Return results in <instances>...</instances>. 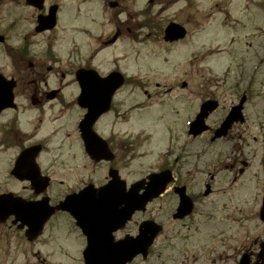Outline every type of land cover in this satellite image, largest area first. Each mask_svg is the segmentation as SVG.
Wrapping results in <instances>:
<instances>
[{
    "label": "flooded vegetation",
    "instance_id": "1",
    "mask_svg": "<svg viewBox=\"0 0 264 264\" xmlns=\"http://www.w3.org/2000/svg\"><path fill=\"white\" fill-rule=\"evenodd\" d=\"M149 2L151 3V0ZM5 3L6 0H0V10ZM53 3L58 4L56 16L57 20H60V15H63V5L60 1H52L40 10L24 2V5L32 8L31 18L34 26L29 30V34L18 39L16 50L12 49L8 54L6 53L12 67L10 72L0 68V75L13 82L12 99L0 100V104H9L0 107V244L3 241L6 244V257L9 255L7 251L12 250V246L14 250H21L17 248L18 246L23 249L26 257L29 251L36 264L45 263L46 258L39 256L40 250L37 248V243L43 241L46 232L49 233L50 240L45 242L55 241L53 236L59 233L66 247L62 242H56L57 251L67 250L66 241H75L74 250L76 251L71 257H75L78 264H84L83 253L88 245V237L76 218L68 210H58L41 223L37 210L38 202L42 201L46 206L55 205L68 194L77 192L88 185L99 189L110 181L113 183V168H116L120 174V169L117 167L121 164L117 159L118 151L123 147L129 150L134 141L128 140L126 145H121L113 142V133L105 134L107 127H104V123L107 120L113 123V111L118 109L111 91L113 83L106 81V77L113 73V38L117 40L124 35L137 36L135 30L151 26V18L144 13L143 20L137 22L129 19L125 29L121 25H116L113 29V0H78L71 3L67 9L69 12L75 11L76 15L69 14L74 17L73 20L70 18L69 20L72 24L76 22L77 25L67 29L68 39L71 38L70 46L66 51L65 59H61V56L50 46L45 47L46 49L41 52L35 51L33 48L39 41L31 40L33 36L56 30L55 28L43 31L35 29L38 15L45 14ZM0 33L4 37L0 44H4L8 40L7 34L3 30ZM160 36H163V30L161 34L159 33ZM55 41L58 42V39ZM127 80L126 77L124 85L127 84ZM150 86L147 84L142 89L143 95L147 98L146 103L150 101L155 103L158 97L173 89L165 83H154L153 87L150 88ZM186 86L187 83L180 84L182 89ZM195 86L197 101V91L200 90L202 93L199 101H196L192 119L197 115L201 103L207 99L217 101V107L206 118L209 129L196 136L187 132L188 136L193 140L202 138L204 140L202 144L207 147L215 143H225L231 138L234 130L247 120L245 108L250 99L249 92L246 89H236V94H231L238 97L236 102L242 96L245 97L243 105L245 120L242 123H233L225 136L213 139L215 129L236 102L230 104L221 118L210 121L213 113L221 107L222 94L217 91L224 89L208 84ZM66 89L73 90L75 94L64 98L63 91ZM85 89H88L86 94L83 93ZM227 91L225 89L224 97ZM79 96H81L80 100ZM106 101H109L108 109L97 116L93 130L105 140L112 154L114 153V158L112 156L110 160H93L87 154L86 141L80 129V123L88 113L87 103L93 102V105H97ZM151 103L143 106L146 111L151 110ZM190 121L187 122L188 126ZM109 128L113 129V127ZM53 150H60L61 157L57 158V154L52 153ZM64 158H70L76 165H79L81 161L85 168H87V160L91 166H98L100 169H97V173L93 176L91 172L86 171L83 174L77 172L73 181L68 183L62 178L63 170L64 172L68 170ZM237 161H239L238 157H233L231 162L222 164V169L233 173L232 184L249 166V163L243 159L240 160L241 165H236ZM179 166L178 163L166 161L159 165L154 171L170 169L173 181L167 184L165 190L157 198L148 202L143 209L135 210L125 222L116 220L114 229L113 202L110 204V210H107L108 205L105 207L101 203H95L98 210L107 208L104 213L109 218L84 219L82 223L87 228L94 224L101 226L100 229L104 226L105 229H109L108 232H103L99 236L98 247L101 249L110 247L113 251V246L117 245L118 241L136 236L140 225L148 221L150 225L158 224L160 229L148 247L146 255L137 254L127 264H180L177 257L183 256L191 250V247H197L198 244L189 240L200 230L202 231L201 239L204 231L205 242L199 244L198 249L201 250L199 253L203 258L209 261L208 264H239L243 256L248 260V264H264V256L260 255L261 243L264 241V227L259 229L260 235L247 237L244 234L240 235V229L243 226H238L233 233L234 241L228 242L226 241V237L229 238L228 235L226 236L228 231L224 230V226L221 228L216 226L224 224L222 220L215 223L213 215L207 213L205 220L197 222L196 216L203 215L201 211H198V201L202 196L206 197L214 192L215 175L209 172V181H206L204 185H210V192L205 195L204 191L202 193L191 191L190 185L181 179L185 173H180ZM58 170L61 172V177L55 182ZM122 179L125 181V189L136 181L127 182L124 178ZM177 186L185 187L186 194L193 203L192 211L182 217L176 215L180 200L175 191ZM98 192L96 190V193ZM263 195L264 191L261 204ZM157 202H160L159 209L154 207ZM122 206L124 205L120 207ZM258 219L261 224H264V217H261L260 211H258ZM237 224L239 225V222ZM181 234L184 243L179 249L176 243ZM12 242L14 245L11 244ZM166 251H172L173 255ZM68 255L61 254L62 257H68Z\"/></svg>",
    "mask_w": 264,
    "mask_h": 264
},
{
    "label": "rangeland",
    "instance_id": "2",
    "mask_svg": "<svg viewBox=\"0 0 264 264\" xmlns=\"http://www.w3.org/2000/svg\"><path fill=\"white\" fill-rule=\"evenodd\" d=\"M52 1L61 2L63 15H60L54 32L31 38L39 41L33 49L41 52L50 46L61 59H65L71 40L67 29L77 25L69 20L74 18L69 14L75 16L76 12H69L67 8L78 0L47 2ZM118 1L120 5L113 7V29L116 25L125 29L129 19L139 22L146 13L151 18L150 27L135 30L137 36L124 35L113 43V69L122 71L128 80L113 98L118 109L113 111V123L108 120L104 123L107 127L105 134L113 133V142L121 145H126L128 140L134 141L129 150L123 147L116 155L121 163L117 166L121 176L127 182H133L165 161L175 162L180 165V173H185L181 179L190 185L191 191L202 193L204 183L209 181V172H213L214 192L199 199L198 211L203 215L196 216L197 222L205 220L207 213L213 215L215 223L222 220L224 224L216 226H224L228 231L226 236L229 238L225 236L228 242L234 241L233 233L241 225V236L260 235L259 229L264 227L258 219L264 191V0ZM31 11L32 8L24 5V0H6L0 10V31L3 30L8 38L7 42L0 44V68L4 71L10 72L12 68L8 52L16 50L18 39L29 34L34 26ZM171 20L183 24L187 35L177 42L167 43L159 37V31ZM183 81L187 82L185 89L180 87ZM154 83H165L173 89L158 97L155 103H146L142 89L147 84L153 87ZM196 84L199 87L201 84L217 85L224 89L217 91L222 94L221 107L213 113L210 121L221 118L230 104L237 101L238 97L232 96L236 89H246L250 94L245 108L247 120L223 144L207 147L202 144V138L196 141L187 134V122L194 115L197 101ZM225 89L228 91L224 97ZM201 93L197 91L198 101ZM74 94L70 89L63 91L64 98ZM150 103L151 110L146 111L143 106ZM53 151L57 158L61 157L60 150ZM233 157L239 159L236 165H241L243 159L249 166L232 184L233 173L222 169V164L231 162ZM64 159L68 170H63L62 178L68 183L73 181L77 172L83 174L87 171L93 176L100 169L91 166L87 160L85 168L81 161L76 165L70 158ZM60 177L58 170L55 182ZM159 205L157 202L154 207L159 209ZM56 234L53 236L55 241L45 242L50 240L48 232L43 241H38L39 256L46 258L45 263L38 264H78L77 259L71 257L75 255V241H66L69 249L57 251L55 243L64 245L65 241L62 235ZM201 234L200 230L189 240L198 244L197 247H191L187 255L177 257L180 264L209 263L199 253V244L205 242L204 231L202 239ZM182 236L176 243L179 249L184 243ZM13 247L7 251L9 255L6 257V244L4 241L0 244V264H36L29 251L26 257L22 248L17 246L21 251ZM166 253L173 255L172 251ZM61 254L69 255L62 257Z\"/></svg>",
    "mask_w": 264,
    "mask_h": 264
},
{
    "label": "water",
    "instance_id": "3",
    "mask_svg": "<svg viewBox=\"0 0 264 264\" xmlns=\"http://www.w3.org/2000/svg\"><path fill=\"white\" fill-rule=\"evenodd\" d=\"M28 3L42 6L43 0H26ZM115 3H113V6ZM37 30H43L45 28H51L55 24V7L50 8L48 15L40 16L38 18ZM186 34V29L175 22H170L165 27L164 30V40L173 41L180 38H183ZM3 37L0 36V41ZM109 83H113V93L115 90L124 82L123 75L118 71H113V75L109 76L106 80ZM4 84L6 86L4 87ZM13 82L6 81L0 75V100H11L12 93L11 88ZM112 91V90H111ZM88 89L83 90V93L86 94ZM81 99V96L78 98ZM245 97L243 96L237 105L231 107L230 111L220 124V126L215 130L213 138L226 135L228 129L231 127L232 123L235 121L242 122L244 120L242 114V106L244 103ZM108 102H101L97 105H93V102L87 103L88 113L85 115V118L80 123V128L87 141L86 150L95 160L102 158L110 159L112 157L111 153L108 151L104 141L100 140L95 133L92 131V125L100 115L101 112L107 109ZM9 104L3 103L0 104V107L8 106ZM217 106V103L212 100H208L202 103L201 108L195 119L190 123L189 133L193 135L200 134L208 128L205 124V118L208 116L209 112L213 111ZM146 179H142L134 183L129 191H124V183L119 181V176L117 175L116 170L113 169V183H109L104 188L98 189V193L91 187H87L80 191L79 193H72L62 201H60L55 206L38 205L39 211V221L43 223L50 214L56 210H68L77 220V223L82 227L83 231L88 237V245L84 250V259L85 264H124L126 261L130 260L133 255L142 252H146L147 247L151 244L153 237L156 235L159 227L155 225H150L148 221L141 224L139 234L127 240L117 242V245L113 246V251L109 247L108 249H101L98 247L99 236L103 232H108L107 229H100L101 226H95L94 224L87 228L82 221L84 219H103L106 217L109 218L104 212L105 210H110V204L113 202V229L114 222L121 219L124 221L126 217H129L130 214L136 210L144 207L147 201L158 196L165 188L166 184L172 179L171 173L169 170H164L157 173H151L147 176ZM146 182V186H145ZM144 188L145 190L138 194V190ZM185 188L179 187L176 188L180 195V202L178 206V215H185L189 213L192 209V203L188 196L184 193ZM208 189L205 193H208ZM95 203H101V205L107 207L101 210H98V207L95 206ZM124 205L120 207L121 205ZM264 206L262 207L261 214L263 215ZM40 229V224H39ZM39 233V230H38ZM113 255V261H112ZM264 255V243L261 247V256ZM239 264H247L246 259L243 257Z\"/></svg>",
    "mask_w": 264,
    "mask_h": 264
}]
</instances>
